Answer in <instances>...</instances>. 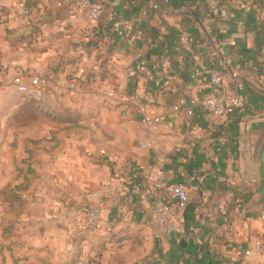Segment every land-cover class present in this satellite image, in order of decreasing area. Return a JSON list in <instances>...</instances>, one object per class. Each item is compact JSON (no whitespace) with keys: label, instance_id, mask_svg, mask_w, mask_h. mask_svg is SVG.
<instances>
[{"label":"crops","instance_id":"obj_1","mask_svg":"<svg viewBox=\"0 0 264 264\" xmlns=\"http://www.w3.org/2000/svg\"><path fill=\"white\" fill-rule=\"evenodd\" d=\"M90 1L103 8L97 22L63 0H0V88L15 95L13 77H35L62 104L51 94L75 82L68 103L88 126L78 146H58L50 183L78 188L46 198L32 216L28 253L42 247L64 264L264 262V252L243 254L264 249V213L247 209L264 139V0ZM215 72L220 86L211 83ZM235 94L245 107L231 116L174 111L181 100ZM143 115L160 123L145 125ZM176 183L188 205L176 212L175 232L155 239L148 214ZM90 206L101 208L102 225L83 233L81 211Z\"/></svg>","mask_w":264,"mask_h":264},{"label":"rangeland","instance_id":"obj_2","mask_svg":"<svg viewBox=\"0 0 264 264\" xmlns=\"http://www.w3.org/2000/svg\"><path fill=\"white\" fill-rule=\"evenodd\" d=\"M66 82L67 87L51 94L62 98V104H53L45 90L33 98L18 92L10 95L0 88V264H32L34 259L40 264H52L51 259L53 264H64L58 253L44 254L42 247L30 256L26 240H30L28 224L43 209L46 198L60 196L67 187L78 188L63 182L51 184L49 176L52 161L58 157V146H78V130L88 129L74 118L78 105L68 103L78 96V86L70 82L74 84L70 89L68 79ZM74 208V223L78 224V207ZM30 243L35 247V242ZM6 259L9 263H5ZM242 264L264 262L248 259Z\"/></svg>","mask_w":264,"mask_h":264},{"label":"built area","instance_id":"obj_3","mask_svg":"<svg viewBox=\"0 0 264 264\" xmlns=\"http://www.w3.org/2000/svg\"><path fill=\"white\" fill-rule=\"evenodd\" d=\"M63 3L69 7L75 8L88 22H97L102 15L101 5L91 2L90 0H63ZM60 5L61 3H58V6ZM238 69H240V66H236L235 70L230 73L232 78H238ZM210 80L211 83L216 86H220L223 83L222 76L216 72L211 74ZM12 85L18 93L27 94L33 98H38L42 90L38 78L35 77H29L24 81L22 76H15L12 79ZM68 87L72 89L74 88V84L70 83ZM183 107H187V113L189 115L192 114L193 108H197L203 114L212 118H223L243 110L245 102L243 97L237 94L228 96L212 95L200 101L187 102L181 100L179 104L174 107V111H178ZM141 122L145 125L154 126L160 123V119L143 115ZM150 181L155 180L154 178H150ZM247 185L248 181H245V185L239 188L242 195L246 194ZM143 195L146 198L152 199V190L150 188L144 189ZM188 202V192L183 184L176 183L165 188L161 198L151 208L147 219L148 226L152 230L155 239L170 237L175 232L178 223L176 212H183ZM121 214L122 211L119 210L117 218L120 219ZM101 225L102 210L99 206L83 208L81 211L82 230L95 232L100 229ZM252 252L262 254L264 249L260 244H255L253 249L245 250L243 254L245 256H250Z\"/></svg>","mask_w":264,"mask_h":264},{"label":"water","instance_id":"obj_4","mask_svg":"<svg viewBox=\"0 0 264 264\" xmlns=\"http://www.w3.org/2000/svg\"><path fill=\"white\" fill-rule=\"evenodd\" d=\"M252 177L254 188L247 209L264 213V139L258 148Z\"/></svg>","mask_w":264,"mask_h":264},{"label":"trees","instance_id":"obj_5","mask_svg":"<svg viewBox=\"0 0 264 264\" xmlns=\"http://www.w3.org/2000/svg\"><path fill=\"white\" fill-rule=\"evenodd\" d=\"M101 8H102V6H101ZM102 15H103V8H102ZM102 15L100 16V18L102 17ZM100 18L98 19V21L100 20ZM83 233H93V232H87V231L83 230Z\"/></svg>","mask_w":264,"mask_h":264}]
</instances>
